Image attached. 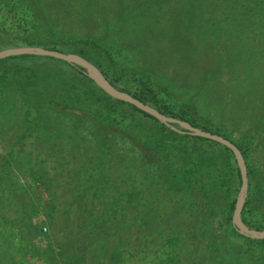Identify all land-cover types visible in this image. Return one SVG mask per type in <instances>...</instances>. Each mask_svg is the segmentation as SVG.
<instances>
[{"label": "rangeland", "instance_id": "374dc122", "mask_svg": "<svg viewBox=\"0 0 264 264\" xmlns=\"http://www.w3.org/2000/svg\"><path fill=\"white\" fill-rule=\"evenodd\" d=\"M199 1L22 0L29 8L28 16L20 20L13 17L8 6H0V14H3L0 15V31L6 32V28L11 32L16 28L23 33L26 29L34 31L44 42L57 34L99 38L112 53L108 58L125 69L127 75L143 73L160 94L174 104L185 106L198 119L208 118L213 124L221 125L225 134L246 149V161L264 185L262 32L256 25L243 21L239 13L241 6L232 7V0H215L209 2V7L204 3V8L199 7L203 6L198 5ZM18 20L22 21L21 25ZM11 43L15 44L9 46L18 45ZM104 55L106 52L99 57L105 60ZM26 105L27 98L19 88L0 81V163L10 142L24 141L18 150L26 155L33 151L31 140L44 135L48 136L51 146L48 150L53 157H58L62 148L53 145L57 135L63 132L64 139L59 140H68L64 147L69 144L77 158H92L102 151L109 174L102 177L106 182L100 185L108 188H100L104 198L99 196L94 203L99 205V213L111 211L108 219L113 218L106 224L108 228L95 221L78 223L73 206L65 226L61 222V206L67 194L62 190H68L72 183L59 179V185H53L55 197L43 187L28 191L25 198L19 196L15 200L20 204L21 198L26 202L25 210H35L33 227L24 225L21 236H12L11 245L12 248L23 245L28 264H44L42 250L46 247L48 253L53 249L57 251L61 241L68 238L72 240L68 248L71 245L76 249L75 244L81 239L100 238L102 231L114 229L115 221L128 219L133 220L131 225H126L128 228L124 227L121 234L110 235L103 264H212L213 256L208 249L211 232L218 236L225 264H251L247 259L262 254L261 245L244 242L225 222L234 209L230 199L233 196L236 199L238 193L232 188L229 191L230 178H225L223 184L220 181L208 184L211 189L207 205L203 204L204 196L199 201L195 197V192L199 195L195 186L189 194H183L170 190L160 180V176L170 175L171 169L183 164L178 157V145L157 150L153 141L148 146L140 139L134 140L125 133L122 136L117 128H111L109 142L102 147L93 128L85 122L72 127L67 120L63 122L49 116L48 120L45 118L38 123L41 127H36L37 122L25 126ZM66 132L69 134L65 136ZM49 170L54 172L53 168ZM123 171L127 172V178ZM86 172L84 169L82 174ZM117 192L122 196H117ZM200 203L205 205L202 219L196 216ZM12 208L19 207L12 204ZM258 210L264 214L263 201H258ZM48 213H52L50 217ZM7 214L4 210L2 217ZM261 219L264 223V215ZM117 237H123L124 243L129 240L131 249L129 259L120 262L116 259L123 251L118 248L121 244ZM2 242L5 241L2 239ZM98 250L87 249L88 257L83 259V264H98L101 261ZM3 258L1 253L2 264ZM59 264L67 263L62 258Z\"/></svg>", "mask_w": 264, "mask_h": 264}, {"label": "trees", "instance_id": "16d2710c", "mask_svg": "<svg viewBox=\"0 0 264 264\" xmlns=\"http://www.w3.org/2000/svg\"><path fill=\"white\" fill-rule=\"evenodd\" d=\"M214 1L200 0L198 5H203L199 6L200 8H204L206 5L209 7V2ZM239 2L241 5H237ZM0 6H8L9 11L16 19L20 20L28 16L27 8L29 6L25 7L22 0H0ZM235 6H241L239 13L243 15V21L247 25H256L264 38V0H232V7ZM0 15L3 16V14ZM19 20L17 22L21 25L22 21ZM4 29L6 32L0 31V37H2L0 49L15 44L11 42H16L18 45H41L49 49L79 53L91 61L106 80L116 88L130 93L168 116L219 133L234 142L245 158L248 176V189L241 210V219L250 228L264 229V223L261 221V216L264 214L258 210V201L264 203V185L246 161V149L225 134L221 125L220 127L218 123L213 124L214 122L208 118L198 119L185 106H177L160 94L152 80L143 73L136 72L133 77L127 75L125 69L113 63L110 60L111 57L108 58V55L110 56L112 53L100 43L99 38L57 34L44 42L45 40L35 36L34 31H28L25 28H23L25 29L23 33L16 28L11 32ZM95 51L97 55L94 53ZM105 52L107 57L104 55L105 60H102L99 56ZM2 80L8 82L12 88H19L27 98V105L23 112L25 126L30 122H37L36 127H41V124H38L41 120L45 118L48 120L49 116L50 118L55 116L57 120L69 121L68 123L72 127L74 125L77 127L81 122H85L86 125L93 128L102 147L109 142L111 128H117L122 132V136H125V133L133 137L134 140L140 139L143 144L148 146L153 141L155 142L153 147H156L157 150H162V146L173 147L176 144L178 145V157L183 161V164L171 169L170 175L160 176V180L165 182L170 190L182 191L183 194H189L196 187L199 195H196L194 191L195 197L199 201L204 196L203 204L205 205L209 203L211 189L209 183H219L220 181L223 184L226 182L225 178H230L229 191L231 188L233 191H237L240 186L239 168L229 147L213 139L180 131L179 129L182 128L178 123L165 124L134 104L109 95L85 73V68L79 64L50 55L28 53L9 55L0 58V81ZM262 120H264L263 116ZM67 134L69 133L66 132L65 136ZM59 139H64L63 132L57 135V142L55 141L56 143L53 145V147L61 146L62 148L58 157H53L54 154L48 150L51 149L49 148L51 146L48 144V136L45 137V135L31 140L33 151L26 155L18 150V147L25 143L24 141L18 139L10 142L8 150L2 157L0 163V254L4 255L3 264H28V257L23 252V245L11 247L13 235L21 236V229L24 225L32 224L33 227L31 221H33L35 210L34 212L25 210L26 202L20 198V204H18L15 200L19 196L25 198L28 191L35 192V189L43 187V190L47 191L51 197H55L56 188L54 187L59 185L58 181L62 179L70 184H75H71L68 190H62L63 194H67L65 196L67 198L64 199L61 206L63 217L61 222L65 226L73 206H75V217L78 223L83 220L86 222L95 221L103 228H108L106 224L110 220L113 221L112 217L110 220L108 219L111 211L99 213L101 209L98 204L94 203L96 198L103 197L101 189L108 188V186L100 185L103 181L106 182V179H102V177L106 178L105 176L109 174L108 166L104 165L102 159V151L95 157L92 155V158L88 156L77 158L76 154L71 152L69 144L64 147L68 140L64 142ZM176 140L177 142H174ZM52 158L53 161H51ZM50 168H53L54 172H50ZM84 169H87V172L83 175ZM208 175L210 178H207ZM123 176L128 177L126 171H123ZM100 179H102L101 182ZM74 180L76 181L74 182ZM37 192L39 193V191ZM119 195L122 196L117 192V196ZM234 202L235 196L230 199L232 208ZM12 204L18 205L19 208L13 209ZM204 206L200 203L196 207L198 219L204 217ZM255 209H257L256 213ZM4 210L8 211L7 217H2ZM51 214L48 213V217ZM131 222L129 219L125 222L115 221L116 225L111 232L104 230L100 238L93 240L82 241L81 239L79 243L75 244L76 249L71 248L72 240L68 238L61 241L57 251L53 249L48 253L46 247L42 250L44 264H59V260L62 258L67 264H83V259L88 257L87 249L90 252L99 249L97 255L101 257V261L98 264H103L104 252L111 240L110 235L121 234L124 227L131 225ZM225 222L244 242L262 246V254L247 260L251 264H264V238H251L238 232L231 222V215L226 216ZM38 230L40 231L39 227ZM209 236L210 246L208 249L213 256L212 264H225V253L220 247L218 236L212 232ZM2 239L5 241L4 243ZM117 239L121 244L118 248L122 249L123 254H120V258L116 261L129 259L131 250L129 240L124 243L123 237H117ZM68 244H71L70 248H68ZM64 249L67 251L65 252ZM253 259L254 263H252ZM0 264L2 263L0 262Z\"/></svg>", "mask_w": 264, "mask_h": 264}, {"label": "water", "instance_id": "95a60500", "mask_svg": "<svg viewBox=\"0 0 264 264\" xmlns=\"http://www.w3.org/2000/svg\"><path fill=\"white\" fill-rule=\"evenodd\" d=\"M25 53L50 55L56 58L67 60L72 63L79 64L85 68V73L109 95L134 104L138 108L155 116L165 124H170L172 122L178 123L182 128L179 129L180 131L213 139L229 147L233 152L234 158L239 168L240 179H241L238 193L235 199L233 213L231 216V222L234 225L235 229L243 235L249 236L251 238H258V239L264 238V229L250 228L241 219V210L245 202L247 189H248V176H247V166H246L245 158L239 147L234 142H232L230 139L226 138L225 136L219 133L211 132L201 127L192 125L188 121L176 117L168 116L160 112L152 105L134 97L130 93L116 88L106 80V78L102 75V73L91 61H89L79 53L64 52L57 49H49L39 45H17V46H9L0 49V58L9 55H17V54H25Z\"/></svg>", "mask_w": 264, "mask_h": 264}]
</instances>
